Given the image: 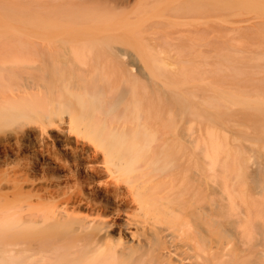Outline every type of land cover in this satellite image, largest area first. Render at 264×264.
<instances>
[{"label": "bare ground", "instance_id": "obj_1", "mask_svg": "<svg viewBox=\"0 0 264 264\" xmlns=\"http://www.w3.org/2000/svg\"><path fill=\"white\" fill-rule=\"evenodd\" d=\"M132 1L0 0V264H264L263 81L198 83V0Z\"/></svg>", "mask_w": 264, "mask_h": 264}, {"label": "rangeland", "instance_id": "obj_2", "mask_svg": "<svg viewBox=\"0 0 264 264\" xmlns=\"http://www.w3.org/2000/svg\"><path fill=\"white\" fill-rule=\"evenodd\" d=\"M145 5L143 0H133L123 17L141 19ZM168 22L165 30H198L194 35L198 38V83L209 85L215 92L232 90L240 94H252L258 81L264 83V61L256 59L264 56V0H198L197 16L171 15ZM227 55L237 60L235 66L225 61ZM234 118L242 120L240 114ZM232 125L218 127L230 135ZM249 155L252 163L264 160V156L254 157L252 151Z\"/></svg>", "mask_w": 264, "mask_h": 264}]
</instances>
